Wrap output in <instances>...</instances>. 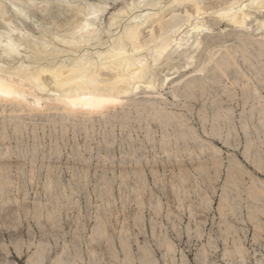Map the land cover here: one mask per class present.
<instances>
[{"label":"bare ground","instance_id":"1","mask_svg":"<svg viewBox=\"0 0 264 264\" xmlns=\"http://www.w3.org/2000/svg\"><path fill=\"white\" fill-rule=\"evenodd\" d=\"M260 4H261V0H0V91H2V93H3V95H0V128H1V133H2V134L0 133L1 134L0 141L3 143H6L5 149L2 148L3 150L2 149H1L2 151L0 150V164L2 165L4 163H8L10 161V159L12 158V151H11V146L13 144L12 139L14 138V141L19 140L20 136L22 135V131L27 129L29 126L28 121L33 120L36 117H40V116H42V117L44 116V118H47L46 121L50 124V126H53L55 128L59 124L62 127H64L65 129L68 128L69 125H72L75 129L82 128L83 131L85 129L87 133L86 134L83 132L82 133L87 135V136H84V137H87V140H88V136H90L92 133H94V130L98 129L99 126H101V129L103 130V132H102L103 134L106 133V131L109 128L114 129L116 126L118 127L117 129L120 128V130L121 129L127 130L128 128L130 130L131 128L133 129V127L139 126L140 128H142V130H143V128H145V133L147 134L148 138L151 140L153 137L151 135H153V133H151L152 130L150 129L151 127L149 128V126L151 123L154 122V123H156V125L158 124V127L160 126L159 127L160 130L163 132V133L160 132L161 134H163V139H161V141H160L161 147H162L161 150H163V152L167 155L168 158L169 157H175L176 159H178L179 157H181L180 152L184 151L187 154V156L189 157L188 159H190V161L198 159L200 161V165L203 166L204 168H205L204 165L207 161L208 155H211V160H213L212 162H214L215 165L218 163L220 165L223 164L221 161H220L221 163L219 162L220 148L218 151L215 143L216 142H222L225 145L229 146L231 141H233L235 143L238 141V138H239L238 128L240 129V127H238V128L236 127L235 117H234V114L232 113L233 111H230V109L229 110L226 109V107L223 103V100H225V99L227 101L232 102L233 100H235L237 98V96H238L237 88H239L243 93V96L241 95L242 96L241 99H242L243 104L245 106H247L250 101H256L260 105V107H258V108H256V107L251 108L248 106L251 109H250V112H248L249 113L248 115H246V116L242 115L241 123L243 124V128H241V129L245 131L246 136L249 135L248 130H247L248 128L246 129V127H248L246 122L247 123L249 121L253 122L252 120L255 119L254 117L258 116L259 117L258 121L261 122L262 132H264V95H262L260 93V91H262V90L259 91V89L261 87L264 88V7H261ZM109 13H110V15H109L108 19H106V15ZM260 14H262V15H260ZM206 16H209V17L214 16L215 18H217L215 20L217 22V23H215L216 26L218 25V23L223 21L227 25L234 27L236 29V30H234L235 32L233 31V33H230L232 31H230L228 29V31H230L228 33H224L225 32L224 31L223 32L224 34H214L213 31H210V30H212V29H210L211 25L208 24L207 22H204L203 20L194 22V20L196 18L201 19V18H204ZM224 28H227V27H224ZM222 30H224V29H222ZM231 41H233V42L231 44H229V42H231ZM163 64L165 65V66H163L164 67L163 71L165 72V70L168 69V72L165 76H162L160 78L158 75V71L159 70L161 71ZM161 73H163V72H161ZM164 74L165 73H163V75ZM82 81H86L87 84L85 85V83H81ZM165 85H167V86L170 85L169 86V88H170L169 92L167 93V94H169V96H166V93H163V90H165L167 88V87L164 88ZM165 92H167V90ZM43 98H45V100H43ZM185 103L186 104L187 103H191V104L201 103L202 104V108L200 107V111H199L200 113L198 116V120L201 123L200 125H202L201 129H203V132H200V129L197 130L196 127L193 126L191 119L189 117H187L185 115V113L183 114V113L179 112V110H182V108H185L187 106V105H182ZM74 104L76 105L75 108L72 107V105H74ZM85 104L91 105L92 107L86 109L83 107V105H85ZM255 105L257 106V104H255ZM190 112H191V110H190ZM244 113H245V111H244ZM186 114H187V112H186ZM240 117H241V115H240ZM240 117L238 116V120L240 119ZM39 119H41V118H38V120ZM41 120H43V119H41ZM258 121H256V122H258ZM134 123H135V125H134ZM207 123H209L211 126L210 130H207ZM33 124L34 123H32V125ZM36 124H37V121H36ZM41 124L42 123H40V125ZM49 124H48V127H49ZM46 125H47V123H46ZM239 125H241V124H239ZM34 126H36V125L34 124ZM97 126H98V128H97ZM62 127L60 130L63 129ZM73 127H72V131H74ZM30 128H32V127H30ZM39 128H44V127L40 126ZM68 129H66V130H68ZM90 129H91V131H90ZM155 129H156V126H155ZM10 130L12 131L13 138H12V134L10 133ZM45 130H47V129L45 128ZM66 130H64V131L66 132ZM64 131H63V133H64ZM72 131H70V132H72ZM76 131H78V130H76ZM76 131H75V133H76ZM259 131H261V130H259ZM32 132H34V130ZM36 132H38V131H36ZM54 132L55 131H53V133ZM59 132H61V131H59ZM108 132H109V130H108ZM133 132L135 133V131H133ZM25 133H26V131H25ZM41 133H43V131H41ZM56 133H58V132H56ZM130 133H128L129 134L128 136H130ZM140 133H139V135H140ZM47 134L49 135L50 132ZM70 134H74V133H70ZM97 134H99V133H97ZM41 135H43V134H41ZM50 135L52 136L53 134H50ZM110 135H112V133ZM263 135L264 134H262V137H263ZM57 136H60V135H56V137ZM101 136H102V134H101ZM103 136L105 138L106 134ZM125 136H127V135H125ZM131 136H132V134H131ZM35 137H37V136H35ZM54 137H55V135H53V137H51V138H54ZM75 137H76V135H75ZM75 137H74V139H75ZM84 137H83V139H84ZM21 138H22V136H21ZM31 138H32V141L34 139H36L34 137H31ZM64 138H67V135ZM204 138H205V140H204ZM25 139H28V138L26 137ZM61 139H60V141H61ZM90 139H92V137ZM96 139H98V138H96ZM156 139H154V140L152 139L151 140L152 143L154 141H156ZM249 139L250 138H248L247 140H249ZM101 140H103V139H101ZM131 140L129 141L130 143L132 142ZM25 141H27V140H25ZM38 141H39V138H38ZM41 141H44V140H41ZM53 141H55V140H53ZM71 141H72V139H71ZM249 141L250 142H248V143H251L252 140H249ZM56 142H57V140H56ZM75 142H76V140H75ZM96 142H98V141H96ZM129 142L127 140V143H129ZM27 143H28V141H27ZM82 143H84V142L82 141ZM87 143H89V142H87ZM106 143L107 144L105 145V148L109 150V144L113 145V142L112 143H111V141L108 142V138H107ZM142 143H144V142H142ZM248 143H246V144H248ZM43 144H45V143L43 142ZM86 144H84V145H86ZM132 144H134V143L132 142ZM148 144H149V142H148ZM25 145H26V143H25ZM36 145H37V143H36ZM122 145H124V144H122ZM136 145H137V143H136ZM154 145L155 144H153V146ZM17 146H19L21 148V145H17ZM55 146L56 145H54V147ZM57 146H58V144H57ZM57 146L55 147L56 149H57ZM139 146H142V144L138 145V149H139ZM143 146H144V144H143ZM26 147H28V146L26 145ZM68 147H70V146H68ZM75 147H77V145ZM110 147H111V145H110ZM128 147L129 146H127V148ZM14 148H15V150H17L16 148H18V147H14ZM55 148H54V151H58V150H55ZM64 148H66V147H64ZM83 148H84V146H83ZM98 148H99V145H98ZM120 148H118L119 151H121ZM149 148H151V147H149ZM235 148H236V146H235ZM253 148L254 147L249 144V146L247 147V150L246 151L244 150L245 152L243 155H244L245 159L251 164V166H253V168L255 169V172L257 170L256 173H258V174L261 173V175H264V162L262 159L263 155L262 156L260 155L259 149L253 150ZM41 149H43V147H41ZM100 149H101V147H100ZM140 149H141V147H140ZM159 149L160 148H158V150ZM24 150H25V148H24ZM27 150H28V148H27ZM34 150L37 151L35 149V147H34ZM85 150H87V149H85ZM131 150H132V152L133 151L135 152V149L132 148ZM161 150H159V151H161ZM251 150L253 151V154L251 153ZM26 151H25V153H26ZM38 151H40V150L38 149ZM42 151H44V149ZM76 151H75V153H76ZM119 151H117V152H119ZM128 151H129V149H128ZM28 152L29 151H27V153ZM59 152L61 153L60 150H59ZM103 152H105V150ZM17 153H18V151H17ZM22 153H24V152H22ZM48 153H49V151H48ZM30 154H32V152ZM81 154L84 155L83 153H81ZM125 154H127V153H124V155ZM32 155L33 156H31V157L33 158L34 154H32ZM56 155H57V153H56ZM140 155H142V154H140ZM41 156H42V154H41ZM93 156L96 157V155H93ZM51 157H52V155H51ZM78 157L79 156H77V158ZM80 157H82V156L80 155ZM126 157H125V159H126ZM132 157H134V156H132ZM19 158H20V156H19ZM22 158H24L23 155H22ZM100 158H102V157H100ZM16 159H17V157H16ZM43 159L44 158L42 157V160ZM46 159H49V158H46ZM118 159L119 158H117V160ZM127 159H129V158H127ZM180 159L181 158H179V160ZM183 159L184 158H182V160ZM221 159H222V157H221ZM28 160H31V159H28ZM34 160H36V159H34ZM64 160H66V159L64 158ZM140 160L142 161V159H140ZM148 160H150V159H148ZM156 160H157V158H156ZM229 160L230 161H228L229 165H228V175L227 176H228V181L232 182V188L227 189L226 191L224 189V192H225L224 204H227L229 206V210L231 212L236 213L239 210V204L241 201V195L238 193H239V189L242 188V186H243V182H242L243 177L242 176L244 174H247L246 173L247 171L244 169V167L241 168L239 166V162L236 161V159H232V157H231V159H229ZM24 161H26V160L24 159ZM39 161H41V157H40ZM135 161H136V158H135ZM139 161L136 163V165L139 163ZM23 162H22V164L19 162L20 165L23 166ZM81 162H84V161L82 160ZM105 162H106V160H105ZM107 162H108V158H107ZM119 162H122L121 159ZM130 162H131V160H130ZM226 162H227V160H226ZM33 163H34V161H33ZM33 163L30 165L32 166ZM41 163L39 162V164H41ZM133 164H134V162H133ZM211 164L214 165L213 163H211ZM46 165H48V164H46ZM112 165H113V162H112ZM125 165H126V163H125ZM18 166H16V167H18ZM58 166H60V165H58ZM127 166L129 167V164ZM75 167H77V166H75ZM59 168H61V166ZM72 168H73V166H72ZM0 169H3V168H1V166H0ZM85 169H87V168H84V170ZM96 169H97V167H96ZM29 170L32 171V169H29ZM45 170H47V169H45ZM195 170H197V169H195ZM6 171L0 172V182L2 184H6V183H9L11 181V179H10L11 177L6 175ZM10 171H9V173H10ZM18 171L19 170H17V172ZM33 171H34V169H33ZM48 171H46V172H48ZM87 171H88V169H87ZM121 171H122V169H121ZM202 171L204 172V169L201 170V172ZM26 172H29V171H26ZM105 172H107V171H105ZM139 172H140V170H139ZM154 172H156V171L154 170ZM196 172H198V171H196ZM40 173H41V170H40ZM42 173H44V172H42ZM50 173H51V171H50ZM119 173H121V172L119 171ZM188 173H190V172H188ZM216 173H215V175H216ZM27 174H29V173H27ZM72 174H74V173H72ZM75 174H76V172H75ZM133 174H135V173L133 172ZM205 175H206V173H205ZM205 175H203V176H205ZM86 176H88V175H86ZM137 176H138V173H137ZM178 176L179 175H177L176 177H178ZM52 177L47 178L48 188H50L51 195H53V196L55 195L57 197L56 194H58V190L57 191H56V189L54 190L53 186L58 187L57 185L61 184V182L59 180L62 177L59 180L57 179V177H56V179L53 180V178L55 176L53 178ZM121 177H120V181L122 179ZM63 178H65V177H63ZM76 178H78V177H76ZM106 178H108V177H106ZM143 178L146 180V177H143ZM188 178H189L188 175H186V174L183 175L182 178H180V180L182 181L181 183H185V181L189 180ZM24 179H26V178H24ZM72 179L75 180V177ZM101 179H102V177H101ZM135 179H136V177H135ZM29 180H28V182H29ZM86 180H87V177H86ZM177 180H178V178H177ZM177 180H176V182H177ZM62 181H64V180H62ZM79 181H81V180H79ZM163 181H164V179H163ZM30 182H32V181H30ZM76 182H78V181L76 180ZM97 182H98V180H97ZM111 182H112V180H111ZM16 183H17V181H16ZM73 183H75V182H73ZM108 183L109 182L106 179L104 184L107 186ZM112 183H114V182H112ZM191 183H192V181H191ZM139 184H142V183H139ZM139 184H136V186ZM143 184H145V183L143 182ZM96 185H98V184L96 183ZM122 185H124V184H122ZM132 185H134V184H132ZM197 185H199V184H197ZM12 186H13V184H12ZM78 186L80 187V184ZM101 186L103 187V184ZM139 186H141V185H139ZM145 186H147V185H144V187ZM82 187H83V184H82ZM130 187H133V186H131V184H130ZM25 188H26V186H25ZM10 189H12V188L9 187V190ZM137 189H139V188L137 187ZM137 189H136V192L138 191ZM140 189H141V187H140ZM143 189H145V188H143ZM195 189H192V190H195ZM222 189H223V187H222ZM0 190H1V188H0ZM192 190H191V192H192ZM61 191H63V190L61 189ZM78 191H80V190H78ZM98 191H100V190H98ZM178 191H180V189ZM196 191H198V189ZM2 192H4V191H2ZM22 192H24V189ZM73 192H75V191H73ZM182 192L184 194V191H182ZM224 192H223V195H224ZM242 192H243V189H242ZM4 193H6V192H4ZM69 193H70V191H69ZM106 193H108V192H106ZM174 193H175V191H174ZM187 193H189V192H187ZM198 193H200V192H198ZM100 194H102V193H100ZM124 194L126 196V192ZM27 195H28V193H27ZM66 195H68V193ZM199 195H201V193ZM246 195H248V197H244V198H247V204H246L247 206L246 205L245 206L248 207L251 215L254 218H256V220H257V219H259V217L257 215L261 212L264 213V181H259L255 177L251 178V183L247 187V194ZM104 196H106V195H104ZM110 196H112V195H110ZM176 196H177V194H176ZM184 196H186V195H183V197ZM198 196L196 195V197H198ZM63 197H64V195H63ZM100 198H101V196H100ZM178 198L179 197H177V199ZM22 199H24V198H22ZM25 199H26V197H25ZM50 200H51V198H50ZM100 200H102V199H100ZM15 201H18V200H15ZM113 201H115V200H113ZM131 201H132V198H131ZM142 201L144 203L143 199H142ZM200 201H202V199ZM49 202L50 201L48 200V203ZM54 202H55V199H54ZM156 202L158 204V201H156ZM204 202H205V200H204ZM39 203H41V202H39ZM57 203H58V201H57ZM221 203L223 204V202H221ZM109 204L110 203H108V205ZM200 204H203V203H200ZM180 205H178V206H180ZM207 205H208V203H207ZM101 206L102 205H100V207ZM109 207H110V205H109ZM223 207H225V206H223ZM55 208H56V206H55ZM158 208H159V204H158ZM110 209L112 210V208H110ZM154 210H155V208H154ZM104 211H106V210H104ZM107 211H108V209H107ZM157 211H159V210H157ZM52 213H54V211ZM263 213H261V214H263ZM80 216H81V214H80ZM234 216H236V215L234 214ZM252 216H250V217H252ZM225 217H227V216L225 215ZM139 218H138V220H139ZM108 219H110V218H108ZM108 219L106 218L107 221H108ZM251 219L252 218H250V220ZM99 221H101V220H99ZM99 221L97 220V222H99ZM253 221L255 222V220H253ZM255 224H257V223H255ZM138 226H139V223H138ZM230 227L232 228V226H230ZM107 232H109V231H107ZM107 232L105 230V233H107ZM232 232L234 233V230ZM141 233H143V232L141 231ZM108 234L110 235V233H108ZM143 234H145V233H143ZM152 235H154V233ZM105 236H107V235H105ZM108 238H110V237H108ZM163 238H165V237H163ZM106 239H107V237H106ZM126 242H128V240ZM145 242H147V241H145ZM209 242H211V240ZM123 244L125 246V243H123ZM211 244H210V246H211ZM138 246H139V243H138ZM142 246H143V244H142ZM160 246H161V244H160ZM165 246H166V243H165ZM168 247H170L169 244H168ZM139 248H140V246H139ZM162 248H163V246H162ZM46 249L43 246V244L40 245L39 247L37 245L36 250L34 251V253L30 256V258L27 261L28 264H44V259H45L46 251H47ZM128 249H129V246H128ZM242 249H244V248H242ZM141 250H142V248H141ZM163 250H164V248H163ZM235 250L237 251L238 249L235 248ZM174 251H176V250H174ZM204 251H203V253H204ZM127 252H129V251H127ZM127 252H125V253L127 254ZM165 252H169V251H165ZM226 252H227V250H226ZM153 253H154V251H153ZM228 253L231 254L230 252H228ZM240 253H241V251H240ZM246 253H248V252H246ZM67 255H65L66 258L62 257L60 255L56 261L57 262L56 264H77L74 260H72L71 257L68 258ZM169 255H170V253H169ZM127 256H129V255H127ZM224 256H225V254H224ZM240 256H242V255H240ZM92 257H94V256H92ZM128 258H126V259H128ZM150 258L151 257L146 258L147 259L146 262H148V264H154L155 263V262H153L154 260L151 261ZM174 258H175V256H174ZM174 258H172V259H174ZM198 261H199V258H198ZM174 262H176V261H174ZM205 262H206V260H205ZM230 262H232V261L230 260ZM131 263H132V261L130 262V264ZM247 263H249V262H247ZM213 264H214V262H213ZM244 264H245V262H244Z\"/></svg>","mask_w":264,"mask_h":264},{"label":"rangeland","instance_id":"2","mask_svg":"<svg viewBox=\"0 0 264 264\" xmlns=\"http://www.w3.org/2000/svg\"><path fill=\"white\" fill-rule=\"evenodd\" d=\"M109 15H110V13L106 15V19H108ZM260 15H262V14H260ZM213 17L214 16H210V17L206 16V17L201 18V19L196 18L194 20V22L202 21V20L204 22H207L208 24L211 25L210 29H212V30H210V31H213L214 34H224V33L230 32V31H232L230 33H233V31L236 30L234 27L227 25L223 21L218 23V25L216 26L215 23H217V22L215 20L217 18H215V17L213 18ZM224 27H227V28H224ZM222 29H224V30H222ZM228 29L230 31H228ZM232 42L233 41L229 42V44H231ZM164 64L162 65L161 71L160 70L158 71V75L160 78L162 76H165L168 72V69H166V68H165L166 69L165 72L163 71V69H164L163 66H165ZM161 72H163L165 74L163 75V73H161ZM169 86L170 85L164 86V88L167 87L165 90H163V93H166V96H169V94H167L169 92V89H170ZM166 90H167V92H165ZM260 90H262V91H260ZM240 91L241 90L239 88H237L238 96L232 102L227 101L226 99L223 100V103H224L226 109H228V110L230 109V111H233L232 113L234 114V117H235L236 127L237 128L240 127V129L238 128V130H239L238 141L236 143L231 141L229 146L225 145L222 142H216L215 144H216L218 151L220 148V151H219L220 153L218 152L220 154V155L218 154L219 155V162L221 161L223 164L220 165L218 163L215 165L214 162H212L213 160H211V155H208L207 161L204 165L205 168L200 165V161L198 159L197 160L195 159L196 161L195 160L190 161V159H188L189 157L187 156V154L184 151L180 152V155H181V157H179V158H181L180 160H179V158L176 159L175 157H169L168 158L167 155L163 152V150H161L162 147H161L160 141H161V139H163V134H161L163 132L160 130V128H159L160 126L158 127V124L156 125V123H154V122L151 123L149 126V128L151 127L150 129L152 130L151 133H153V135H151V136H153L152 139L154 140L158 137L156 139V141H154L153 143L151 141L152 139L150 140L148 138L147 134L145 133V128H143V130H142V128H140L139 126L133 127L134 130L132 128H131L132 130L131 129L129 130V128H128L127 129L128 131L126 129L125 130L124 129L120 130V128L117 129L118 127L116 126L114 129L109 128L108 129L109 132L107 130L106 133H104V134L102 133L103 130L101 129V126H99V128L97 126L98 129L94 130V133H92L90 136H88V140H87V137H84V136H87V135H85L87 133L85 129H84V131L82 128L75 129L72 125H69V127H68L69 129L66 128V129H68V130H66L64 127H62L59 124L56 126V128H57L56 129L53 126H50V124L46 121L47 118H44V116L43 117L42 116L36 117L35 119L28 121L29 122L28 128L22 131L21 136L23 139L20 136L19 140L14 141L12 131L10 130V133L12 134V138H13L12 139L13 144L11 146L12 158L10 159V161L8 163H4L2 165L0 164L1 168H3V169H0V172L7 170L6 175L11 177L10 178L11 181L9 183L2 184L0 182L1 183L0 184V188H1V190H0V264H28L27 261L30 258V256L34 253V251L36 250L37 245L39 247L42 244L45 247V249L47 248L46 249L47 250L46 256L44 259V264H56L57 263L56 261L60 255L62 257L66 258L65 255H67V254L69 255V256L67 255V257L68 258L71 257L72 260H74L77 264H130L131 261H132L131 264H148V262H146V260H147L146 258H149V257H151L150 258L151 261L154 260L153 262H155L156 264H181V263L182 264H213V262H214V264L215 263L216 264H233V263L234 264H244V262H245V264H264V213L263 212H261L263 214L259 213L257 215L259 217V219L256 220V218H254L251 215V213L249 212L248 207H246L247 206L246 205L247 204V198H244V197H248V195H246L247 194V187L251 183V178L255 177L259 181H264V175H261V173L260 174L256 173L257 170L255 172V169L253 168V166H251V164L245 159V157L243 155L244 152L247 150V147L250 144L254 147L253 150L259 149L260 155L261 156L263 155L262 159L264 162V135L262 137V134H264V132H262V126H261V122L258 121L259 120L258 116L254 117L255 119L252 120L253 122H251V121H249L248 123L246 122V124L248 126V127H246V129L248 128L247 130H248V134L250 136L249 135L246 136L245 131L241 129V128H243V124L241 123L242 115L243 116L248 115L249 114L248 112H250L251 108H255V107L258 108V107H260V105L256 101H250L249 102L250 104L248 103V105L245 106L243 104L242 99H241L243 96V93H242V91L241 92ZM259 91L262 95H264V88L263 87H261L259 89ZM43 100H45V98H43ZM255 104H257V106ZM182 105H187V106L185 108H182V110H179V112L183 113V114L185 113V115L191 119L193 126H195L197 130L200 129V132H203V129H201L202 125H200L201 123L198 120V116L200 113L199 111H200V107L202 108V104L201 103H197V104H191V103L186 104L185 103ZM248 106L251 108H249ZM190 110L192 113L190 112ZM244 111H245V113H244ZM186 112H187V114H186ZM240 115H241V117H240ZM238 116L240 117L239 120H238ZM38 118H41L43 120H41V119L38 120ZM36 121H37V124H36ZM256 121H258V122H256ZM32 123H34L37 127L34 126V124L32 125ZM40 123H42L43 125L42 124L40 125ZM46 123H47V125H46ZM48 124H49V127H48ZM239 124H241V125H239ZM134 125H135V123H134ZM40 126L44 127V128H39ZM60 126L63 128L62 130H60L61 129ZM155 126H156V129H155ZM30 127H32V128H30ZM72 127H73L74 131H72ZM45 128L47 130H45ZM210 129H211V126L209 123H207V130H210ZM33 130H34V132H32ZM64 130H66V132ZM76 130H78V131H76ZM259 130H261V131H259ZM25 131H26V133H25ZM36 131H38V132H36ZM41 131H43V133H41ZM53 131H55L54 132L55 134L53 133ZM59 131H61L62 133ZM63 131H64V133H63ZM70 131H72V132H70ZM75 131H76V133H75ZM90 131H91V129H90ZM133 131H135V133ZM49 132H50V134L55 135V137L51 138V137H53V135L52 136L50 134L48 135L47 133H49ZM56 132H58V133H56ZM82 132L85 134H83ZM96 132L99 134H97ZM110 132L112 133V135H110L111 134ZM0 133H1V128H0ZM40 133L43 135H41ZM70 133H74V134H70ZM128 133H130V136H128L129 135ZM139 133H140V135H139ZM1 134H0V137H1ZM25 134L26 135L28 134V135L26 136ZM101 134H102V136H101ZM105 134L107 137L105 136V138H104L103 135H105ZM131 134H132V136H131ZM56 135H60V136L56 137ZM66 135H67V138H64V137H66ZM75 135L77 138L75 137ZM125 135H127V136H125ZM35 136H37V137H35ZM26 137L28 139H25ZM31 137H34L36 139H34L32 141ZM74 137H75V139H74ZM83 137H84V139H83ZM91 137H92V139H90ZM38 138H39V141H38ZM96 138H98L99 140ZM100 138L103 140H101ZM107 138H108V142L111 141V143L113 142V145H114L113 146L112 144H109V150L105 148V145L107 144L106 143ZM123 138L124 139L126 138L128 140V142L132 139L131 141L135 145L132 144V142L131 143L129 142L130 144L127 143V140L126 139L124 140ZM246 138L247 139L250 138L249 140H252L251 143H248L250 141L247 140ZM60 139H61V141H60ZM71 139H72V141H71ZM25 140H27L28 143ZM41 140H44V141H41ZM53 140H55V141H53ZM56 140L58 143L56 142ZM75 140H76V142H75ZM204 140H205V138H204ZM82 141L84 143H82ZM96 141H98V142H96ZM138 141L139 142L141 141V142L139 143ZM43 142L45 144H43ZM87 142H89V143H87ZM135 142L137 143V145ZM142 142H144V143H142ZM148 142H149V144H148ZM25 143L28 147H26ZM36 143H37V145H36ZM246 143H248V144H246ZM57 144H58V146L59 145L60 146L58 147ZM84 144H86L87 146ZM122 144H124L125 146ZM139 144L140 145L142 144V146H139V149H138ZM143 144H144V146H143ZM153 144H155V145L153 146ZM17 145H21V148ZM54 145L57 146V149L55 148L56 146L54 147ZM67 145L70 147H68ZM74 145L75 146L77 145V147H75ZM98 145H99V148H98ZM110 145H111V147H110ZM234 145L236 146V148ZM5 146H6V143H3L0 141V150L2 148L5 149ZM33 146L35 147V149L37 151H38V149L40 151H38V152L35 151ZM83 146H84V148H83ZM127 146H129V147L127 148ZM14 147H18V148H16L17 150H15ZM41 147H43L44 151H42L43 149H41ZM64 147H66V148H64ZM100 147H101V149H100ZM140 147H141V149H140ZM149 147H151L152 149ZM24 148H25V150H24ZM27 148H28V150H27ZM54 148H55V150H58V151H54ZM118 148H120L121 151H119ZM132 148L135 149L136 153L134 151L132 152V150H131ZM158 148H160L159 150H161V151H159ZM85 149H87V150H85ZM128 149H129V151H128ZM26 150L29 152L27 153ZM59 150L61 151V153L59 152ZM76 150L77 151L79 150V151L77 152ZM104 150H105V152H103ZM17 151H18V153H17ZM21 151L24 153H22ZM25 151H26V153H25ZM48 151H49V153H48ZM75 151H76V153H75ZM117 151H119V152H117ZM31 152H32V154H34L33 158L31 157V156H33L32 154H30ZM56 153H57V155H56ZM81 153H83L84 155H82ZM124 153H127V154H125L127 157L124 155ZM251 153L253 154L252 150H251ZM41 154H42V156H41ZM140 154H142V155H140ZM22 155L24 158H22ZM51 155H52V157H51ZM80 155L82 157H80ZM93 155H96V157ZM19 156H20V158H19ZM77 156H79L80 158L79 157L77 158ZM132 156H134V157H132ZM230 156L232 157V159H236V161L239 162V166L241 168L244 167V169L247 171L246 172L247 174H244L242 176L243 177L242 182H243V186L245 188L242 186V188H240L241 190L239 189L238 194L241 195V201L239 204V210L236 213L231 212L229 210V206L227 204H224V196H225L224 189L226 191L227 189L232 188V182L228 181V176H227L228 175V165H229L228 161H230L229 159H231ZM16 157H17V159H16ZM40 157H41V161H39ZM42 157L44 158L43 160H42ZM45 157L49 158L50 160L46 159ZM100 157H102V158H100ZM125 157H126V159H125ZM221 157H222V159H221ZM27 158L31 159V160H28ZM64 158L66 160H64ZM107 158H108V162H107ZM117 158H119V159L117 160ZM127 158H129V159H127ZM135 158H136V161H135ZM156 158H157V160H156ZM182 158H184V159L182 160ZM24 159L26 161H24ZM34 159H36V160H34ZM77 159L78 160L80 159V160L78 161ZM120 159L122 162H119ZM138 159L139 160L142 159V161L141 160L139 161ZM148 159H150V160H148ZM32 160L34 161V163ZM82 160L84 162H81ZM105 160H106V162H105ZM130 160H131V162H130ZM226 160H227V162H226ZM138 161H139V163L136 165V163ZM145 161L146 162L148 161V162L146 163ZM19 162L21 164L23 162V166L20 165ZM39 162L40 163L42 162V163L39 164ZM112 162H113V165H112ZM133 162H134V164H133ZM32 163H33V165L31 166L30 164H32ZM125 163H126V165H125ZM211 163H213L214 165H212ZM46 164H48V165H46ZM128 164H129V167L127 166ZM58 165H60L61 168H59L60 166H58ZM16 166H18L20 169ZM72 166H73V168H72ZM75 166H77V167H75ZM96 167H97V169H96ZM28 168L32 169V171H30ZM84 168H87L88 171H87V169L84 170ZM194 168L197 170H195ZM33 169H34V171H33ZM45 169H47V170H45ZM121 169H122V171H121ZM138 169L140 170V172ZM203 169H204V172L203 171L201 172V170H203ZM17 170H19V171L17 172ZM40 170H41V173H40ZM104 170L107 172H105ZM154 170L156 172H154ZM9 171H10V173H9ZM26 171H29V172H26ZM46 171H48V172H46ZM50 171H51V173H50ZM119 171L121 173H119ZM196 171H198L199 173ZM42 172H44L45 174ZM75 172H76V174H75ZM133 172L135 174H133ZM188 172H190V173H188ZM27 173H29L30 175ZM72 173H74V174H72ZM137 173H138V176H137ZM205 173H206V175H205ZM215 173H216V175H215ZM185 174L189 176V178H188L189 180L185 181V183H181L182 181L180 180V178H182V176ZM86 175H88V176H86ZM177 175H179V176L176 177ZM203 175H205V176H203ZM52 176L53 177L55 176V177L53 178ZM105 176L108 178H106ZM48 177H52L53 180L56 179V177L58 180L62 177L59 181L61 182V184L63 186L61 184L57 185L58 187L53 186L54 190L55 189H56V191L58 190V194H56L57 197L55 195L54 196L51 195L50 188H48V180H47ZM63 177H65V178H63ZM74 177H75V180L72 179ZM76 177H78V178H76ZM86 177H87V180H86ZM101 177H102V179H101ZM120 177L122 178L121 181H120ZM135 177H136V179H135ZM143 177H146V180ZM24 178H26V179H24ZM138 178L139 179L141 178V179L139 180ZM177 178L180 182L177 180ZM78 179L81 181H79ZM106 179L109 183L111 182V180L114 183H112V182L110 184L108 183L109 185L107 184V186H106L104 184ZM163 179H164V181H163ZM28 180H29V182H28ZM62 180H64V181H62ZM76 180L78 182H76ZM97 180H98V182H97ZM176 180H177V182H176ZM16 181H17V183H16ZM30 181H32L33 183ZM191 181H192V183H191ZM73 182H75V183H73ZM134 182L136 184H139V183H142V184H139L141 186H139V185L136 186V184ZM143 182L145 184H143ZM78 183L80 184V187L78 186L79 185ZM96 183L98 185H96ZM12 184H13V186H12ZM82 184H83V187H82ZM102 184H103V187L101 186ZM122 184H124V185H122ZM130 184L133 187H130ZM132 184H134V185H132ZM197 184H199V185H197ZM24 185L26 186V188ZM144 185H147V186L144 187ZM9 187L12 188L13 190L12 189L9 190ZM137 187L139 189L141 187L142 190L137 189ZM222 187H223V189H222ZM143 188H145V189H143ZM178 188L180 189V191H178L179 190ZM191 188L192 189L196 188V189L192 190ZM23 189H24V192H22ZM61 189L63 191H61ZM97 189L100 191H98ZM136 189L138 190L137 192H136ZM197 189H198V191H196ZM242 189H243V192H242ZM78 190H80V191H78ZM191 190H192V192H191ZM2 191L6 192V193H4ZM69 191H70V193H69ZM73 191H75V192H73ZM174 191H175V193H174ZM182 191H184V194ZM195 191L197 193L200 192L201 195H199L200 193L197 194ZM106 192H108V193H106ZM125 192H126V196L124 194ZM187 192H189V193H187ZM223 192H224V195H223ZM27 193H28V195H27ZM67 193H68V195H66ZM100 193H102V194H100ZM176 194H177V196H176ZM63 195H64V197H63ZM104 195H106V196H104ZM110 195H112V196H110ZM183 195H186V196H184L185 198L183 197ZM196 195L197 196L199 195V196L196 197ZM69 196L70 197L72 196L73 198L72 197L70 198ZM100 196H101V198H100ZM25 197H26V199H25ZM49 197L51 198V200ZM177 197H179L180 199L179 198L177 199ZM22 198H24V199H22ZM131 198H132V201H131ZM47 199L50 201L49 203H48ZM54 199H55V202H54ZM100 199H102L103 201ZM142 199L144 200V203H143ZM201 199H202V201H200ZM15 200H18V201H15ZM113 200H115V201H113ZM204 200L206 203L204 202ZM57 201H58V203H57ZM156 201H158L159 208H158V204ZM39 202H41V203H39ZM107 202L110 203L109 204L110 207H109ZM221 202H223V204ZM200 203H203V204H200ZM207 203H208V205H207ZM100 205H102L103 207L102 206L100 207ZM178 205H180V206H178ZM222 205L225 207H223ZM55 206H56V208H55ZM110 208H112V210ZM154 208H155V210H154ZM107 209H108V211H107ZM104 210H106V211H104ZM157 210H159V211H157ZM53 211H54V213H52ZM80 214H81V216H80ZM234 214L236 216H234ZM225 215L227 217H225ZM250 216H252V217H250ZM106 218L107 219L110 218V219H108V221H107ZM138 218H139V220H138ZM250 218H252L251 219L252 221L250 220ZM97 220L98 221L101 220V221L97 222ZM226 220L227 221L229 220V221L227 222ZM253 220H255V222ZM138 223H139V226H138ZM255 223H257V224H255ZM230 226H232V228ZM105 230H106V232L107 231H109V232L105 233ZM233 230H234V233L232 232ZM141 231L145 234L141 233ZM108 233H110V235ZM153 233H154V235H152ZM105 235H107V236H105ZM106 237H107V239H106ZM108 237H110V238H108ZM163 237H165V238H163ZM126 239L128 240V242H126L127 241ZM144 240L147 242H145ZM210 240H211V242H209ZM123 243H125V246ZM138 243H139L140 248L138 246ZM165 243H166V246H165ZM167 243L169 244L170 247H168ZM142 244H143V246H142ZM160 244H161V246H160ZM210 244H211V246H210ZM128 246H129V249H128ZM162 246H163L164 250H163ZM141 248H142V250H141ZM235 248L238 250L236 251ZM242 248H244V249H242ZM174 250H176V251H174ZM226 250H227V252H226ZM127 251H129V252H127ZM153 251H154V253H153ZM165 251H169V252H165ZM203 251L205 254L203 253ZM240 251H241V253H240ZM125 252H127V254ZM228 252H230L231 254L233 253V254L231 255ZM246 252H248V253H246ZM169 253H170V255H169ZM224 254H225V256H224ZM127 255H129V256H127ZM240 255H242V256H240ZM92 256H94V257H92ZM174 256H175V258H174ZM125 257L126 258L129 257V258L126 259ZM172 258H174V259H172ZM198 258H199V261H198ZM205 260H206V262H205ZM230 260L232 262H230ZM174 261H176V262H174ZM247 262H249V263H247Z\"/></svg>","mask_w":264,"mask_h":264},{"label":"snow or ice","instance_id":"3","mask_svg":"<svg viewBox=\"0 0 264 264\" xmlns=\"http://www.w3.org/2000/svg\"><path fill=\"white\" fill-rule=\"evenodd\" d=\"M260 6H261V7H264V0H261V4H260ZM81 83H85V85L87 84L86 81H82ZM0 95H3L2 91H0ZM72 107L75 108L76 105L74 104V105H72ZM83 107L87 109V108H90V107H92V106H91V105H87V104H85V105H83Z\"/></svg>","mask_w":264,"mask_h":264}]
</instances>
